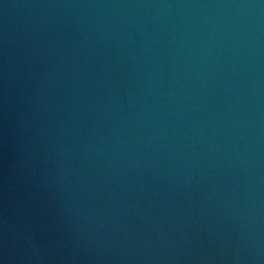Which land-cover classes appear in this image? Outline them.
<instances>
[{"label":"water","instance_id":"obj_1","mask_svg":"<svg viewBox=\"0 0 264 264\" xmlns=\"http://www.w3.org/2000/svg\"><path fill=\"white\" fill-rule=\"evenodd\" d=\"M0 264H264V0H0Z\"/></svg>","mask_w":264,"mask_h":264}]
</instances>
